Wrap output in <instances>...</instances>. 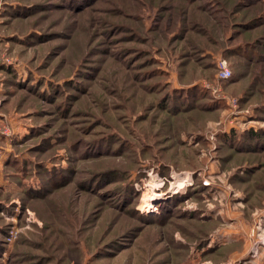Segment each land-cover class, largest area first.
I'll use <instances>...</instances> for the list:
<instances>
[{"label": "rangeland", "instance_id": "1", "mask_svg": "<svg viewBox=\"0 0 264 264\" xmlns=\"http://www.w3.org/2000/svg\"><path fill=\"white\" fill-rule=\"evenodd\" d=\"M0 264H264V0H0Z\"/></svg>", "mask_w": 264, "mask_h": 264}, {"label": "trees", "instance_id": "2", "mask_svg": "<svg viewBox=\"0 0 264 264\" xmlns=\"http://www.w3.org/2000/svg\"><path fill=\"white\" fill-rule=\"evenodd\" d=\"M241 47H246V46H250L248 42H242L241 44H239ZM239 49L238 44H236L235 46L233 45L232 49ZM231 78V77H230ZM227 78V79H230ZM226 79V78H225ZM256 131L254 129H246V131H243L242 133H240L239 135L235 136V135H225L223 136V139L229 144L230 142L233 143L234 146H236L235 148L237 149H242L243 150H249L251 151L253 148L255 147H259L261 144V141H259V139H256ZM240 140V144L242 147H240L238 145V141ZM251 168V167H250Z\"/></svg>", "mask_w": 264, "mask_h": 264}, {"label": "built area", "instance_id": "3", "mask_svg": "<svg viewBox=\"0 0 264 264\" xmlns=\"http://www.w3.org/2000/svg\"><path fill=\"white\" fill-rule=\"evenodd\" d=\"M219 76L220 78H228L231 75V69L228 67L226 60L222 59L219 63Z\"/></svg>", "mask_w": 264, "mask_h": 264}, {"label": "bare ground", "instance_id": "4", "mask_svg": "<svg viewBox=\"0 0 264 264\" xmlns=\"http://www.w3.org/2000/svg\"><path fill=\"white\" fill-rule=\"evenodd\" d=\"M181 183H182V181H181ZM180 182L178 183V184H181ZM157 186L159 185V184H156ZM152 186V185H151ZM181 186V185H180ZM154 188V187H153ZM144 202H145V206L147 205L148 207H150L151 206V202L150 201H148V200H144ZM158 204V203H157ZM153 215V214H152ZM150 217V216H149Z\"/></svg>", "mask_w": 264, "mask_h": 264}]
</instances>
